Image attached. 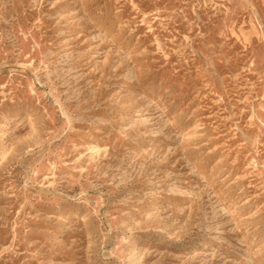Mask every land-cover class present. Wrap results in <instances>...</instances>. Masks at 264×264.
<instances>
[{
  "label": "rangeland",
  "instance_id": "374dc122",
  "mask_svg": "<svg viewBox=\"0 0 264 264\" xmlns=\"http://www.w3.org/2000/svg\"><path fill=\"white\" fill-rule=\"evenodd\" d=\"M0 264H264V0H0Z\"/></svg>",
  "mask_w": 264,
  "mask_h": 264
}]
</instances>
